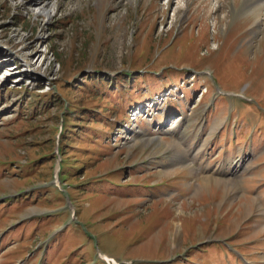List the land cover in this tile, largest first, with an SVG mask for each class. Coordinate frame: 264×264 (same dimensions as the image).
<instances>
[{
	"label": "rangeland",
	"instance_id": "374dc122",
	"mask_svg": "<svg viewBox=\"0 0 264 264\" xmlns=\"http://www.w3.org/2000/svg\"><path fill=\"white\" fill-rule=\"evenodd\" d=\"M98 252L264 264L262 0H0V264Z\"/></svg>",
	"mask_w": 264,
	"mask_h": 264
},
{
	"label": "bare ground",
	"instance_id": "6f19581e",
	"mask_svg": "<svg viewBox=\"0 0 264 264\" xmlns=\"http://www.w3.org/2000/svg\"><path fill=\"white\" fill-rule=\"evenodd\" d=\"M38 1V0H37ZM262 2L264 3V0H262ZM40 3V1L38 2V4ZM169 3H170V1H169ZM187 3H188V1L185 3V7H183V5L181 6V5H179V4H177L178 5V8H176V14L174 15V16H176L177 14H178V12H183V10H184V8H186V6H187ZM182 7H183V9H182ZM40 13L41 14H43V15H46V16H48V15H50V13H49V10L48 9H46V8H42L41 10H40ZM16 69V68H15ZM106 260H107V258H106ZM108 261V260H107ZM109 264H110V262H109Z\"/></svg>",
	"mask_w": 264,
	"mask_h": 264
}]
</instances>
